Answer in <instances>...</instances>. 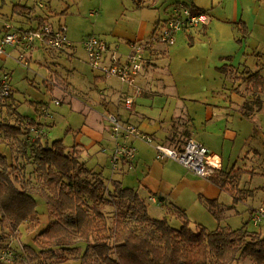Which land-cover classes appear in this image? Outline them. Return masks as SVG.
Masks as SVG:
<instances>
[{
	"label": "rangeland",
	"instance_id": "1",
	"mask_svg": "<svg viewBox=\"0 0 264 264\" xmlns=\"http://www.w3.org/2000/svg\"><path fill=\"white\" fill-rule=\"evenodd\" d=\"M43 7H39L37 0H12L8 2V5L4 7L3 13L8 15L9 18L19 25L20 23H26L27 21L20 15L13 12L14 5H21L29 7L35 14L46 15L50 17L51 24L58 26L64 24L67 31V37L71 44L75 47V55L70 57L66 51V54L56 55V53H47L43 49H38L33 52L32 59L29 60L28 65L18 61L19 54L15 51H9L10 57L6 60H0V79L7 76L10 85L15 92L16 105L18 113L21 114L28 122L37 121L39 123V115L36 112L39 103V98H35L31 94L32 91H37L38 96L43 97L44 105L50 107V119L48 124L54 125L52 130H48V141L52 144L54 141L62 140L68 147H74L77 143H81L84 146L82 159L86 163L89 169H93L96 172H101L108 181L111 182L115 178L113 174V166L111 164L114 151L113 141L106 142L99 141L102 136L94 129L102 126L108 131L111 130L110 123L106 120L107 114L111 111L114 115L115 107H108V109L101 108L98 105V93L96 92L95 81L98 71H92L93 69L87 63L86 52L82 47V42L89 36H95L97 38L106 39L111 41L110 34L115 30L118 25L124 24L128 28H137L143 22H155L159 18L167 19L166 9L171 4L180 2V0H39ZM178 2V3H179ZM98 12L100 17L95 19L90 17L91 13ZM29 26V25H28ZM36 26V24H34ZM231 31L233 40L230 39L231 35L223 33L222 44L219 47L226 51H230L233 57L239 52L240 45L235 37H240L238 29ZM178 36V35H177ZM217 41V37H215ZM232 40V42H231ZM119 46V53L125 54L126 47ZM188 50L189 52H187ZM178 51L176 57L170 56L165 61H160L161 68L154 69L153 73L157 79H162L164 85L163 89H156L162 96H158L154 101L146 99L145 105L149 108H153L154 111L161 112L160 108L170 109L171 105L176 103L179 94H183L185 90L201 91L205 90V85L209 84V88H229L232 90L235 88V94L238 89L241 91L240 95H234L233 101V116L236 122L232 128L237 133V142L234 147L233 157L237 156L241 152V146H243V139L246 134L254 133L257 130V134L249 138L246 143L247 148L243 158L230 159L229 151L224 156L222 151L219 152L220 156L223 155V160L227 169L231 170L235 167L236 170L242 169L244 174L241 181V188L244 189L241 201L234 204V197L223 192L220 202L224 203L226 207L235 208L230 209L224 215L223 220L220 222L214 217L209 215V219H205L202 222L193 221L191 227L196 229L197 225L205 226L209 231L232 229L238 230L246 228L250 233H257L264 238V221L255 226L251 216L253 213L264 206V153L259 156L254 149L263 150L264 152V98L262 108L256 112V115L247 119L241 115V101H247V104L257 102L258 97L253 96L247 90L246 81L240 79L241 73L245 70L244 65H239L238 69H234L236 72H240L239 75H232L221 70L215 81L209 79V81L200 80L198 76L197 66L195 63L201 62V60H189V56L194 55L191 50L186 49ZM200 52L201 51H197ZM253 51H248L252 53ZM260 52V51H259ZM128 53V52H127ZM146 58L148 53H144ZM264 56V50L262 51ZM211 61H215L214 56ZM229 62V61H227ZM231 62V61H230ZM229 62V64H231ZM171 64V75L169 73V66ZM227 65V64H226ZM221 65L217 69H228L229 65ZM162 67L166 68L167 73L162 70ZM216 69V70H217ZM58 74H55V73ZM53 78V81L51 80ZM107 80V79H106ZM111 82L115 83L114 86L117 89L124 88L125 84L117 79H112ZM127 86V85H126ZM238 86H240L238 88ZM103 87V86H100ZM240 94V93H238ZM55 101L59 102V105L54 104ZM154 102V104H152ZM118 103V102H117ZM10 104V102H9ZM8 104V105H9ZM122 104V110L125 114V105ZM253 104V105H255ZM37 105V106H36ZM9 106L0 108L1 113L7 112ZM252 107V106H251ZM95 112L91 116H88L90 112ZM106 111L107 113H103ZM104 114V115H103ZM103 115V116H101ZM165 115V112H163ZM128 116L125 114V117ZM4 123L12 124L14 119L4 118ZM1 122V115H0ZM27 122V123H28ZM44 123V122H43ZM18 121L15 122L17 125ZM205 125L199 124L200 130L195 131L196 138L202 142L204 140L209 146H212V138L210 131H203ZM91 127H94L93 129ZM91 129V130H90ZM101 129V128H99ZM112 133V132H111ZM190 137L189 139H191ZM103 139V138H102ZM230 141L231 137L228 138ZM12 142V140H10ZM233 143V142H231ZM111 144V145H109ZM256 146V147H255ZM8 148V147H7ZM6 148V149H7ZM106 148V152L103 151ZM251 152L247 155L248 151ZM262 152V151H261ZM112 154V158L110 155ZM247 156V157H246ZM19 164L27 166L28 178L36 189L37 180L34 173V167L23 160L20 153L16 154ZM246 157V158H245ZM245 158V159H244ZM10 161L13 163L12 156ZM120 165V164H119ZM123 181V180H122ZM125 187L133 188L128 184H124ZM38 201L37 210L40 214V223L29 228L24 225L19 232L0 231V254L2 250L12 249L19 250L17 259L14 264H49L52 262L48 254H40V246L34 241L38 233L44 230L50 223L51 218L48 213L47 204L44 198L41 196L36 197ZM121 207L117 202V207H107L106 213L113 214ZM149 214L152 219L162 220L167 218L171 221V225L174 228H180L182 222L178 219L171 220L167 213L161 208V206L151 205L149 208ZM112 219H110V222ZM25 246H28L36 250L40 254L35 256L30 254ZM83 253H85V247ZM22 250V251H21ZM67 264H84L82 260H74ZM85 264H102L97 260H89ZM237 264H251L247 259H241Z\"/></svg>",
	"mask_w": 264,
	"mask_h": 264
},
{
	"label": "trees",
	"instance_id": "2",
	"mask_svg": "<svg viewBox=\"0 0 264 264\" xmlns=\"http://www.w3.org/2000/svg\"><path fill=\"white\" fill-rule=\"evenodd\" d=\"M13 12L20 16L32 14L29 7L21 5H14ZM192 12L205 13L194 8ZM1 13L4 15L2 9ZM39 24L44 25V20L40 19ZM238 26L242 36L237 42L241 44L247 39L248 30L243 22ZM227 70L238 75L229 71L230 66ZM240 79L246 81L247 90L262 105L264 76L256 72ZM17 121V125L0 123V141L8 142L13 158L12 163L0 154V231L8 229L15 233L24 225L30 228L39 224L36 197L44 198L51 222L34 241L40 246L41 255L50 256L49 264L74 260L84 264L89 260L102 264H237L241 259L264 264V238L259 234L246 228L209 231L197 225L194 229L186 212L180 209V228H174L167 218L152 219L137 189L125 187L119 180L108 183L101 172L87 167L77 147H68L62 140L50 144L48 139H40L29 144L27 122L22 116ZM189 138L186 135L179 142L172 138L171 144L182 149ZM17 153L34 167L36 189L26 174L27 166L19 164ZM247 173L242 169L223 170L221 177L211 182L231 194L236 204L244 193L241 181ZM117 202L121 207L107 214V207H117ZM202 202L220 222L227 211L235 208L226 207L219 200ZM25 248L36 257L40 255L28 246Z\"/></svg>",
	"mask_w": 264,
	"mask_h": 264
},
{
	"label": "crops",
	"instance_id": "3",
	"mask_svg": "<svg viewBox=\"0 0 264 264\" xmlns=\"http://www.w3.org/2000/svg\"><path fill=\"white\" fill-rule=\"evenodd\" d=\"M9 1L12 0H6L4 2L2 12L6 4L8 5ZM158 1L160 3V0ZM180 1L181 3L178 1L179 3L176 2L173 5L171 4V7L169 6L165 10L168 16L167 19L164 20L159 18L158 21L155 22H143L136 29L128 28L126 25L121 24L111 32L109 38L111 41L104 39L111 47V50L116 51L122 58H125L132 51L133 44H144L148 42L157 29L176 14L179 4H186L191 7V9L194 8L204 11L208 17L207 23L202 24L199 28H187L181 31L177 36L174 46L156 45L154 52L147 51L146 53H148L149 56L147 58L145 56L146 62L144 68L133 85L125 84L124 88L119 90L115 88V83L111 82L112 79L117 78L107 77L98 73L95 81V89L98 93V105L104 109H108L110 106L115 107L116 116H118L123 123L137 127L144 134L153 137L154 141L158 144L173 146L171 144L172 138H176L179 142L188 135L216 154H219V152L222 151L225 156L232 146L229 151V160H234L236 158L241 159L243 158L242 155H244L246 149H248L246 141L253 137V135H256L257 130H254V133L251 132L245 135L243 146H241V152L233 157V151L238 137L237 133L232 128L236 122V119L233 116V98L234 95H240L242 97L239 89L235 94L234 86L232 90L226 87L211 89L209 88V84H206L205 90H185L183 94H179L178 100L171 105L170 109H167V107L160 108V113L154 111L153 108L147 107L144 102L147 101L146 99L154 101L158 96H162V94L155 90L157 88L163 89L166 87L163 80L157 79L153 73L154 69L161 68L160 61H165V59L171 55L176 57L178 51L186 49L191 50L194 54L191 55V57L189 56V60H201V62L195 63L200 80L207 82L209 79H213V81H215V77L220 74L218 72L219 70L223 71V73H229L226 69H217V67L226 64V66L229 65L232 69L229 71H233V68L238 69L239 65H244L246 68L241 73V77H247L256 72H260L264 76V56H262V51L264 50V0ZM93 13H91L90 17L95 19L100 17V13L97 12V17L92 16ZM42 14L36 15L35 12L32 11V14L30 13V15L21 16L27 22L24 24L20 23L17 26L24 28L37 27L40 25V19L44 20L45 24H51L50 17H47V14ZM4 15L8 17V15ZM242 22L245 23L247 27L248 36L243 43L239 44L241 46L240 50L233 57L232 52L220 49L217 46H220L223 43V33L231 35V31L234 32L233 28L238 29L240 32L241 27L239 28L238 25ZM34 24H36V26H34ZM241 36L242 33L240 32V37ZM215 37H217V41L215 40ZM240 37H235L234 39L237 40ZM230 39L233 40L232 35ZM83 42L81 44L82 47ZM118 45H124L126 47V50L124 51L125 54L119 53ZM65 51L68 55H71L70 57L75 55V47L73 44H71V46ZM186 51L189 52L188 50ZM197 51H201V53ZM248 51L253 52L249 54ZM15 52L18 53L17 51ZM45 52L56 53V55L66 54L64 51L55 52L45 50ZM32 54L29 60L32 59ZM213 56L215 61H211ZM7 59L0 58V60L3 61H6ZM227 61H231V64ZM170 68L171 64L169 66V73L171 75ZM165 69L166 68L162 67V70L167 73V70ZM92 71L95 72V70ZM237 73L238 75L240 74V72ZM55 74L58 73L56 72ZM51 80L53 81V78H51ZM239 87L240 86H238V88ZM138 90L141 91V95H137ZM31 94L34 95L36 99L39 98L38 102L42 103L38 106V109H36V112L39 115L38 122L46 123L47 129L52 130L54 125L51 126L50 123L48 124V119L44 118L40 113V107L44 105L43 97L38 96L37 91H32ZM240 96L241 115L247 119L253 118L256 115V112L262 108V105L259 104L258 106L253 102L247 104V101H242ZM128 98H132L134 101L131 109H128L125 105V101ZM121 103H124L125 105L124 110L127 111L125 114L128 115L126 117L123 113ZM152 104H154V102ZM15 105L16 99L15 92L13 91L10 104L8 105L9 110L5 112V115L4 112L1 113L2 110L0 111V123H4L3 119L8 118L9 120L14 119V123L12 124H15L19 116H22L18 113ZM163 112H165V115H163ZM94 113L95 112L91 111L87 117ZM103 113L107 112L104 111ZM109 114L113 113L110 111ZM105 117L106 116H104V118ZM22 118L25 119L23 116ZM25 122L28 121L25 119ZM199 124L205 125L202 129L203 131H210L211 140L213 141L212 146H209L204 140L201 142L196 138L195 131L200 130L198 128ZM91 128L93 129L94 127ZM99 128H94L98 134L103 135H101L103 139L100 138L99 141L106 140L107 144L108 142L113 141V151H115L117 142L113 137L111 130L108 131L109 133L105 137L104 134H107L106 130H104L102 126ZM229 137H231V141L228 139ZM4 142L0 141V154L6 156L10 160V157L12 156L11 148L7 144L8 142ZM128 143L136 147L137 156L133 161H121L118 169L112 170L115 175V178L112 180H123V185L126 183L137 189L148 206V212L150 204L156 206L160 205L171 220L178 219L182 224V219L177 215L178 209L185 211L191 222H202L205 219H209V215L212 216L204 206L202 199L219 200L220 202L224 191L211 181L189 172L175 161H157L154 149L144 141L137 138H129ZM74 147H77V150L81 151L83 154L84 146L81 143H77ZM103 151L106 152V148H103ZM250 152L251 150L248 151L247 155ZM253 152H256L259 156H262L264 153L263 150H258L257 148L254 149ZM110 158H112V154L110 155ZM223 164L224 170L230 171L226 168L224 160ZM232 168L235 169V167ZM222 204L224 205V203Z\"/></svg>",
	"mask_w": 264,
	"mask_h": 264
},
{
	"label": "built area",
	"instance_id": "4",
	"mask_svg": "<svg viewBox=\"0 0 264 264\" xmlns=\"http://www.w3.org/2000/svg\"><path fill=\"white\" fill-rule=\"evenodd\" d=\"M6 0H0V58H9V51H17L18 61L25 66L33 52L38 49L47 51L63 52L71 46L67 37L64 24L58 26L51 24L39 25L37 27H18L11 18L1 13L2 6ZM39 6L42 3L37 0ZM92 16L97 17L95 12ZM208 17L204 14H194L191 7L186 4H179L176 14L160 26L144 44L135 43L132 51L122 58L104 39L95 36L87 37L83 42V47L87 56L88 65L104 76L117 78L124 84L133 85L136 78L144 68L147 51L154 52L156 45L174 46L177 35L187 28H199L207 23ZM13 94L7 76L0 79V108L8 106ZM141 95V91H137ZM56 106L59 105L55 101ZM134 104L132 98L125 101L128 109ZM41 115L50 119V107L43 105L40 107ZM106 120L111 125V132L116 140V148L112 158V166L117 170L121 161H133L137 156V149L128 143L129 138H137L152 147L156 153L157 161H175L189 172L211 181V179L221 176L224 170L223 158L211 152L202 143L194 138L189 139L182 149L165 144H158L153 137L144 134L137 127L123 123L122 120L113 114H107ZM26 139L29 144H34L40 139H48V129L46 123L32 124L26 123ZM255 226L264 221V206L257 209L252 215ZM22 251V250H21ZM19 250H2L0 262L3 264H14Z\"/></svg>",
	"mask_w": 264,
	"mask_h": 264
}]
</instances>
